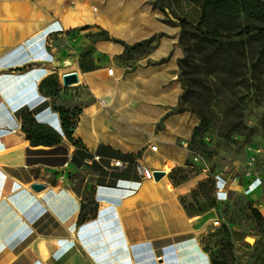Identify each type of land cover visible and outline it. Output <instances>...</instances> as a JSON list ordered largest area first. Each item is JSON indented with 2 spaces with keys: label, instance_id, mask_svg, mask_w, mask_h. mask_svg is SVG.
Wrapping results in <instances>:
<instances>
[{
  "label": "crops",
  "instance_id": "obj_1",
  "mask_svg": "<svg viewBox=\"0 0 264 264\" xmlns=\"http://www.w3.org/2000/svg\"><path fill=\"white\" fill-rule=\"evenodd\" d=\"M98 1L95 17L115 22L129 7L135 16L146 21L139 20L135 25L140 37L132 42L100 22L84 21L133 44L158 32H174L179 26L169 17L170 12L198 23L206 0H164V11L157 3L153 5L156 0ZM52 10L50 0H0V264H211L200 240L212 228L216 211L189 215L174 198L189 193L201 175L173 185L165 174L154 180L159 183L160 197L136 196L128 205L124 200L135 196L147 180H140L132 166L115 170L110 182L95 183V188L108 186L110 195L96 191L95 214L81 222V197L64 183H50V172L68 167L64 163L75 146L64 136L53 146H32L21 130L20 116L32 110L39 114L50 110L46 106L50 99L41 93L39 84L53 73L60 84V80L64 84L63 76H86L83 82L74 84L87 86L94 100L81 108L73 136L81 139L89 153L100 155L102 162H109L108 151L112 150L120 156L138 155L146 164L148 156L157 155L161 161L171 162L172 167L183 166L187 158L185 144L198 122L192 113L174 110L181 91L177 80L181 51L174 36L161 37L132 67L113 62L111 75L115 69L120 75L115 81L110 74L106 76L110 67L104 65L101 57L119 55L122 49L107 40L96 41L92 58L99 67L82 72L77 51L63 33L64 23ZM163 13L175 26L159 20ZM77 17L83 19L74 14L69 21L78 20ZM53 33L58 39L64 38L68 46L56 47L50 37ZM164 42L168 44L165 51L161 50ZM86 44L89 41H84ZM119 85L125 86L128 93L127 105L123 107L114 98ZM132 92L135 94L130 101ZM172 92L175 94L171 98ZM125 118L135 126L127 125ZM150 144L156 145L155 155L151 154ZM35 182L45 188L28 191L27 184ZM166 182L177 192L166 195ZM150 195L154 192L150 191ZM168 206L174 210L172 214L167 212ZM231 234L236 260L248 264V251L257 246V237L249 244L243 230L234 227Z\"/></svg>",
  "mask_w": 264,
  "mask_h": 264
},
{
  "label": "rangeland",
  "instance_id": "obj_2",
  "mask_svg": "<svg viewBox=\"0 0 264 264\" xmlns=\"http://www.w3.org/2000/svg\"><path fill=\"white\" fill-rule=\"evenodd\" d=\"M153 5L155 6L156 2ZM98 6V0H50V10L53 9V14L61 17L65 29L63 33L72 48L77 51L78 66L80 63L89 66L92 59L94 65L99 67L92 58L93 44L107 36L110 37L108 41L118 45L122 50L119 55L106 59L101 55L104 65L110 67V71L109 69L105 71L106 76L112 74L113 62L132 67L157 45L161 37L174 36L176 45L181 51L179 59H183L182 67L178 66L177 80L181 85L179 96L183 97L184 111L198 118L196 126L200 124L201 119L206 123V127L193 139L191 135L185 144L187 158L183 166L172 167L171 162L161 161L159 156L154 154L156 150L151 151L155 157L148 156V164L144 162L153 171V179H150V182L159 185L158 181H154L155 171L164 172L162 176L164 177L165 174L169 175L171 170L180 167L181 170L174 173L177 180L201 175L204 183L223 185V190L218 193L213 191V194H210L207 185L194 195L190 191L174 198L183 209L185 207L191 212H205L210 209L216 211L214 220H218L220 226L215 227L214 221L211 222L212 228L200 240L203 249L214 253H219L222 249L226 251L221 225L234 223L246 234L247 243L253 244L254 237H257V246L252 252L248 251L250 253L248 264H264V35L244 36L234 42L219 45L206 36L185 32L178 27L170 34L158 32L140 42L128 44L112 36L99 25L84 21L100 22L115 35L132 42L140 37L135 25L139 20L144 19L135 16L131 8L125 7L119 14L118 20L107 22L99 16L95 17L94 9ZM62 9L66 12H61ZM74 14L82 15L83 19L77 17L78 20L70 22L69 18ZM159 20L168 26H175L165 13L159 17ZM76 23L78 25L76 27L69 26ZM246 24L264 26V0H247L233 11L209 15L201 27L206 30L227 32ZM55 35L56 33H53L50 37L56 47L68 46L64 38L58 39ZM84 41H89V44L84 45ZM166 43L161 46V50H166L168 46ZM85 77L79 73H74L67 79L63 76V81L68 85L62 84L60 80L63 88L53 98L54 105L75 110L90 104L94 98L88 87L74 84L83 82ZM111 77L115 81L119 80L120 75L116 69ZM127 94L125 86L116 87L114 98L122 107L127 105ZM134 94L131 93L130 101ZM174 94L172 92L169 97H174ZM122 107L118 106V110L122 111ZM42 113L43 120H48L49 124L62 134L60 122L53 116L52 110H44ZM118 114L124 118L122 114ZM124 120L127 125L135 126L130 120L126 118ZM152 137L157 139V136L152 135ZM153 144H157V141H153ZM82 153L80 151L75 160L69 162L64 170L50 172V183H64L66 188L80 196L82 216L85 218L95 214L96 191L106 195H110L111 192L108 186L98 185L99 187L95 188V183L106 180L110 182L116 169L102 161L85 164L82 161ZM101 164L107 165V169H103ZM248 184H251L253 190L247 194L244 188ZM26 189L33 191L29 185ZM151 196L154 195L148 197ZM213 200L215 206L211 207ZM153 202L152 200L150 205ZM166 210L171 214L174 211L170 206ZM254 210L260 216L256 215ZM225 258L230 259L227 254ZM228 264H239V261L230 260Z\"/></svg>",
  "mask_w": 264,
  "mask_h": 264
},
{
  "label": "trees",
  "instance_id": "obj_3",
  "mask_svg": "<svg viewBox=\"0 0 264 264\" xmlns=\"http://www.w3.org/2000/svg\"><path fill=\"white\" fill-rule=\"evenodd\" d=\"M246 1L247 0H206L202 6L201 19L196 24L191 23L188 20L177 16L172 12L170 13L176 19V25L179 26L183 31L206 36L210 38L213 42L218 43L219 45H223L224 43H227V42H234L236 39L244 37V36L264 35V26L258 25V24H246L236 30L227 31V32L216 31V30H206L201 27L209 15H215L217 13L233 11L236 7H239L242 3H245ZM156 3L161 10L163 11L165 10L166 5L164 3V0H156ZM109 39L110 37L107 36L103 40L108 41ZM91 62L92 63L89 66H83L80 63L79 68L81 69V71L86 72V71L96 69L97 66L94 65L92 59H91ZM182 62H183V59L178 60V66L180 68L182 67ZM61 88H63V86L59 83L58 76L54 73L44 78L39 84V89L41 93L44 96L51 99L50 105H49V102H47L46 106H50V111L52 110L53 116L59 120L60 122L59 126L62 130V134H60L51 124H49L48 120L46 119L43 120V113L39 114L37 110L23 112L21 114L20 116L21 130L24 132V134L26 135V138L29 140L32 146H37V145L53 146V145L60 143L62 136H64L68 140L69 143L75 146V151L70 157V162L75 160V157L80 153V151L83 152L82 153L83 154L82 161H83L85 157H91V153H89L85 149L80 138H76L73 136V131L76 127L77 119L81 112V109L69 110L63 106L54 105L53 98H55L59 94V91ZM174 110L178 112L185 110L183 106V97L181 95L178 98V104L174 108ZM205 127H206V123L203 119H201L200 124L196 126L193 130L192 139L198 134V132L201 129ZM108 155L111 157L120 156L117 153H114L112 150L110 152L108 151ZM121 156L126 157L125 155H121ZM177 170H181V168L179 167V168H175L171 170V172L168 175L173 185H176V184H179V183H182L188 180V178H181L177 180L174 176V173ZM209 180L210 178L207 181L209 182ZM204 182L205 181L201 180L197 183V186L191 190L192 195H194L199 189H203L207 185L209 186L208 192L210 194H213L215 183H204ZM214 206H215V203L213 200L211 207H214ZM184 209L186 213L189 215L200 214L204 212V211L191 212L185 207ZM254 213L260 216L259 213L255 210H254ZM83 219L84 217L82 216V208H81L78 221L81 222L83 221ZM234 227L239 228L234 223H231L229 225H226L225 223H223L221 225V234L226 243V248H227L226 251L222 249L219 253H216V252L214 253L211 250L204 249L207 253H209L208 255L210 257L211 264H228L230 260L231 261L236 260L234 251H233V241H232V234H231V230ZM225 254H227L230 257V259H226Z\"/></svg>",
  "mask_w": 264,
  "mask_h": 264
},
{
  "label": "built area",
  "instance_id": "obj_4",
  "mask_svg": "<svg viewBox=\"0 0 264 264\" xmlns=\"http://www.w3.org/2000/svg\"><path fill=\"white\" fill-rule=\"evenodd\" d=\"M150 150L154 151L156 150V145L150 144L149 145ZM123 156H115L111 157L108 162V166L115 168L118 171H124L128 167L132 166L134 173L139 177L140 180H150L153 179V171H151L147 165L141 160V157H138V155H125ZM101 156L98 154H91V157H85L83 159V162L85 164H92L93 161L100 162ZM70 162V158L64 163L65 166L68 165ZM103 169H107V165L101 164ZM223 190V185L216 183L214 191L216 193L221 192ZM253 190L251 184H248L244 188L245 193H250ZM214 226H220V222L218 220H214ZM161 257H158L160 259Z\"/></svg>",
  "mask_w": 264,
  "mask_h": 264
},
{
  "label": "bare ground",
  "instance_id": "obj_5",
  "mask_svg": "<svg viewBox=\"0 0 264 264\" xmlns=\"http://www.w3.org/2000/svg\"><path fill=\"white\" fill-rule=\"evenodd\" d=\"M16 5V4H15ZM9 6V5H8ZM11 6V5H10ZM13 6V5H12ZM28 6V5H27ZM0 168H1V166H0ZM28 185V184H27ZM160 186L159 185H157V184H152L151 182H150V180L148 181L147 180V183H143V185L140 187V189L138 190V192H137V194L135 195V196H133V197H130V198H128V199H126V200H124L125 202V204L126 203H128V205H130L131 203H132V199H134V197H136V196H138L139 197V199H145V198H148V195H149V192L150 191H153L154 192V196L155 197H159L161 194H160V188H159ZM8 188V187H7ZM10 189V188H9ZM164 193L166 194V195H168V196H171L172 195V193L171 192H173V193H175L174 192V190H173V188H172V185L169 183V182H166L165 183V187H164ZM10 192V191H9ZM170 199V198H169ZM177 204V203H176ZM122 205V204H121ZM127 205V206H128ZM133 206H135V205H133ZM129 207V206H128ZM126 210V209H125ZM178 215V214H177ZM179 216V215H178ZM182 217V216H181ZM201 255V254H200Z\"/></svg>",
  "mask_w": 264,
  "mask_h": 264
},
{
  "label": "water",
  "instance_id": "obj_6",
  "mask_svg": "<svg viewBox=\"0 0 264 264\" xmlns=\"http://www.w3.org/2000/svg\"><path fill=\"white\" fill-rule=\"evenodd\" d=\"M168 15H169V17L172 20L176 21V19L170 13ZM70 76H73V74L65 77V79H67ZM64 84H66V86L68 85L67 82H64ZM163 175H164V172H160V171H155L154 172V178H155V180H159ZM29 187H30V189H32L35 192H40L41 190H43L45 188V185L44 184H41V183H36L35 182V183H31L29 185Z\"/></svg>",
  "mask_w": 264,
  "mask_h": 264
}]
</instances>
